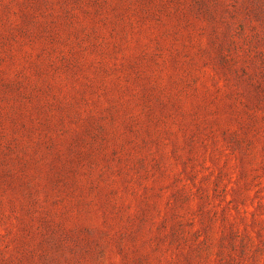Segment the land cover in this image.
Masks as SVG:
<instances>
[{"label": "rangeland", "instance_id": "rangeland-1", "mask_svg": "<svg viewBox=\"0 0 264 264\" xmlns=\"http://www.w3.org/2000/svg\"><path fill=\"white\" fill-rule=\"evenodd\" d=\"M0 264H264V0H0Z\"/></svg>", "mask_w": 264, "mask_h": 264}]
</instances>
